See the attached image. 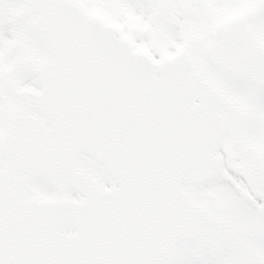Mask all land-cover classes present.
I'll list each match as a JSON object with an SVG mask.
<instances>
[{"label":"snow or ice","instance_id":"obj_1","mask_svg":"<svg viewBox=\"0 0 264 264\" xmlns=\"http://www.w3.org/2000/svg\"><path fill=\"white\" fill-rule=\"evenodd\" d=\"M0 264H264V0H0Z\"/></svg>","mask_w":264,"mask_h":264}]
</instances>
